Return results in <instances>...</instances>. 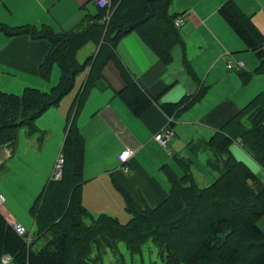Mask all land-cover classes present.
I'll return each instance as SVG.
<instances>
[{
    "label": "trees",
    "instance_id": "1",
    "mask_svg": "<svg viewBox=\"0 0 264 264\" xmlns=\"http://www.w3.org/2000/svg\"><path fill=\"white\" fill-rule=\"evenodd\" d=\"M110 1L107 24L101 22L106 11L99 9L93 15L86 13L75 28L60 33L45 26L0 24V32L8 36L29 35L51 43L39 76L48 80L54 63L60 69L59 81L48 92L30 87L24 88L20 95L0 92V146L13 152L21 127H26L28 134L37 132L35 120L71 91L75 76L84 67L89 66L88 81H91L106 62L113 60L127 77L114 55L115 45L133 30L140 32L163 63H171L172 48L182 43V35L173 22L186 13L171 14L169 7L173 0ZM217 12L241 39L245 50L252 51L258 59L254 71L241 72V77L247 82L253 75L264 74V35L234 0H224ZM88 43H94L96 51L81 64L76 55ZM86 89L84 85L72 105V118L69 116L65 125L60 152L64 158L61 179L49 180L29 208L37 237L49 234L50 239L40 250L33 251L34 240L27 245L17 236L0 209V257L8 254L18 264H102L105 252L113 251L118 242L125 243L133 252L151 240L165 264H264V232L258 226L264 217V183L231 152L233 143L239 140L264 170V93L240 108L207 141L206 147L214 155L210 165L218 172L207 186L198 187L190 161L175 158L177 169L162 167L168 182L163 202L149 208L137 204L113 179L131 215L130 221L123 225L106 214L93 217L82 204L83 139L74 115L82 105ZM142 92L137 85L127 82L120 96L127 105L137 106L141 105ZM202 94L198 92L186 100L185 108ZM245 117L250 122L248 129L244 127ZM168 127L172 129L171 124Z\"/></svg>",
    "mask_w": 264,
    "mask_h": 264
},
{
    "label": "crops",
    "instance_id": "2",
    "mask_svg": "<svg viewBox=\"0 0 264 264\" xmlns=\"http://www.w3.org/2000/svg\"><path fill=\"white\" fill-rule=\"evenodd\" d=\"M4 1L0 0V24L8 27L45 26L55 33L75 28L77 20L74 13L79 14L80 10L82 13L86 10L93 14L95 11L92 9L91 0H68L69 4L59 13L64 19L59 20L54 14H50L49 9L61 0H19L21 7L18 10L12 8L9 0ZM187 1L191 5L180 12L186 13L184 24L179 28L182 43L172 48L171 63H163L151 46L143 40L140 32L133 30L119 39L115 45L114 55L126 70L127 77L121 74L120 67L115 61L109 60L96 78L88 81L90 68L86 66L78 73L79 76H83L78 91L74 95L70 94L75 87L74 80L73 88L67 96L61 98L56 106L47 109L41 117L39 116L40 118L38 117L39 119L37 118L38 120L36 119L39 128L46 132L42 135L47 134V137L53 140L48 154L46 150L41 151L40 146L44 144L43 137L30 139L31 134L27 132L25 137L18 134L13 152L7 150L6 146H0V193L5 197L4 204L18 220L24 222L11 204L25 203V207L31 206L43 186L51 180L57 151L61 139L65 137L67 119L69 116L72 118V105L84 85L87 86L86 96L76 114L74 112V118L83 139L82 171L85 181L81 187V200L89 213L94 215L105 213L113 217L118 215V207L127 212L124 197L115 187L113 179L133 197L137 204L149 208L161 204L168 190V182L164 184L158 174H153L154 172L149 168L152 163L156 167L155 173L162 171L166 177L162 170L164 165L171 166L172 162L171 167L177 169L175 158L186 159L191 162L190 171L196 181L195 173L201 170L197 167L195 158L173 151L178 137L175 125L178 123L177 117L194 110L196 106L206 111L203 115L201 110L195 109L197 115L203 118L202 121H194V124L202 125L201 128L208 138L194 147L208 149L206 143L214 131L225 127L237 114L241 104L235 97L224 102H216L218 98L214 85L223 81V78H220L223 68L216 67V60L213 62L203 59L207 58L209 48H214L219 43V36L226 37L230 31L234 32L217 12L224 0ZM234 2L264 35V0H234ZM171 6L172 3L169 7L171 14H180L172 10ZM14 13L23 15V20L16 22L13 19ZM197 32L202 33L201 37H206L205 42H202L206 49L194 54L189 50L186 39L190 34ZM209 40L212 45L206 44L210 43ZM50 49L51 43L46 39H34L29 35L8 36L0 32V92L20 95L23 89L28 87L44 92L54 87L60 77V69L56 63L51 67L48 80L39 76L40 65ZM85 49V53L80 55V51ZM95 51V44L88 43L77 52V60L80 63L81 59L78 56L85 57ZM198 54L203 59L202 63L193 60ZM223 56L217 62H223ZM52 79L55 85H52ZM127 82L134 83L137 89L143 91L141 105L129 106L121 98L120 91L125 88ZM198 92H203L199 100L185 108L186 100L193 98ZM208 94L213 96L211 101L202 105ZM179 123L189 122L181 120ZM167 124L172 125L174 137L168 149H163L153 138ZM187 127L192 125L188 124ZM129 141L133 143L131 147L135 150H133L134 156L125 163L129 168V173L125 174L121 170L124 165L120 164L118 156L123 150L129 149ZM191 151L193 154V148ZM231 152L236 160L243 162L254 173L259 172L257 163L242 148L239 140L233 143ZM15 154L25 156L26 164L38 168L39 163L41 168L30 182V191L25 197L18 193L14 183L10 186L5 184L7 174L3 171V167ZM30 156H34V159ZM4 204L0 209L6 213V220L9 221V211ZM258 226L264 232V217L259 220Z\"/></svg>",
    "mask_w": 264,
    "mask_h": 264
},
{
    "label": "rangeland",
    "instance_id": "3",
    "mask_svg": "<svg viewBox=\"0 0 264 264\" xmlns=\"http://www.w3.org/2000/svg\"><path fill=\"white\" fill-rule=\"evenodd\" d=\"M2 1L5 2L4 0H2ZM9 1L11 2L12 8L14 10L20 9L21 3L19 2V0H9ZM91 3H92L91 4L92 9L95 10L93 14H96L97 9L94 7L92 0H91ZM68 4H69L68 0H61V1L57 2L56 4H54L49 9V12H50V14H54V16H56V18H58L59 20H62V19H64V17L60 16L59 13H60L61 9H63ZM189 5H191V4L187 0H173L171 9L174 10L175 12L180 13L184 9H186L187 6H189ZM86 13H89V12H86V10H83V13H82V10H80L79 14H77V13L73 14L74 16H76V20H77L76 25L77 26L81 23L84 15ZM89 14H91V13H89ZM22 18H23V15L21 16V15H18L17 13H14L13 19L16 22L22 21L23 20ZM76 25L74 27H76ZM201 35H202L201 32H197L195 34L192 33L186 39L187 46H188L189 50H191L194 54L202 51L203 49H206L203 47V44H202V42L203 43L205 42L206 37H204V36L201 37ZM218 41H219V43L214 48H209L207 58H205V57L203 58V59H207L208 61H213V62H214V60H216L215 61V64H217L216 67L219 69L223 68L222 69L223 74L220 76V78H223V81L218 85H214V90L216 91V94H217L216 98H218V100L216 102H224L227 99L231 100L233 97H235L237 99V101L241 104L240 108H243L256 95H258L260 93H264V74L253 75L252 78L246 82L241 77V72H253L254 69L258 66V59L254 55V53L250 50H245L244 44L242 43L241 39L232 31H230L229 35L226 37L219 36ZM206 44L212 45L211 41H210V43H206ZM85 51H86V49L81 50L79 54L83 55V53H85ZM222 55H224L223 56L224 57L223 62L222 61L217 62V60ZM88 56L89 55L87 54L85 57H88ZM85 57L84 56H78V58H80L82 60V61L80 60V63H83ZM203 59L199 54L197 56L195 55V57H193V60L195 62H198V63H200V62L202 63ZM227 60L231 61L233 63L242 62L244 65L243 70L241 69L239 72L227 71L225 68ZM82 79H83V76L78 75L77 77H75V87L70 92V94L74 95L78 91V89L82 83ZM51 81H52V85L56 84V83L55 84L53 83V79ZM67 94L64 95L62 97V99L65 98L67 96ZM212 97H213L212 94H208L204 98L202 105L208 104L211 101ZM188 100H190V99H187V101ZM197 108H198V110H201L203 115L206 114L205 110H203L200 106H196L194 108V110L188 111L182 115L180 114L177 117L178 123H179V121L181 122V120H183L184 122H189V123H186V124L176 123L175 124L178 137L176 138L177 143H176V147L173 149V151L176 152L177 154L180 153L183 156L195 158L197 167L201 170V172L195 173V177L197 178L196 183H197L198 187H205L208 185V183L210 184V182L218 176V173H217L216 169H214L209 163V161L214 162V157H213L214 155L212 154V152L206 148H197L196 149L194 147L196 145H199L202 141H204V139L206 140L208 138L207 136H205L204 129L201 128L202 125L196 126L194 124V121H200L203 118V116L197 115L196 110H195ZM37 120L35 122L37 132L31 134L30 135L31 137H29V138L30 139L34 138L36 140L40 136H42L44 144L40 146L41 151L46 150V152L48 154L49 151L51 150V143L53 142V140L51 139V137L48 138L47 134H46V136L42 135V133H46V132H44L43 130H41L39 128V126L37 124ZM243 122H244V127L246 129L250 128V122L248 121V118L245 117ZM188 124H191L192 127H187ZM185 127H187V128H185ZM26 132L28 133L27 128L21 127L18 131V134L23 135L25 137ZM63 139H64V137H63ZM63 139H61L60 147H59V150L57 151V155L55 158V163L53 165L51 175H52L53 170L55 168L57 158H58V156H60V152H61L60 148H61ZM131 145H133V143L129 141V145H128L129 149L135 150V148L131 147ZM192 148H193V152H194L193 154L191 153ZM155 152H156V150H155ZM232 152H233V150H232ZM144 154H145V152H144ZM30 158L34 159V156H30ZM172 165H173V163L171 162V166ZM258 167H259V165H258ZM149 168L152 170V172H154L153 174H158L160 176V179L162 180V182L164 184L167 183V179L164 176L162 171H158V173H155V168H156L155 164L152 163V165H150ZM40 169L41 168L39 166V163H38V168L30 166L29 164H26V157L25 156H23L22 154H18V155L15 154L14 157L10 161H7L3 167V171L7 174L5 176L6 177L5 184L10 186L12 183H14V187L16 188V190L18 191V193L21 196H24V197L28 196L29 191H30L29 190V184L32 181V179L34 178L35 173H39ZM258 170H259V172L257 173V175L259 176L261 181L264 183V170L261 169L260 167ZM30 187H31V185H30ZM0 189H1V186H0ZM81 192H82V189H81ZM18 200H20V199H18ZM4 206L9 211L8 223H11L12 221L16 220V222L21 224L26 229L27 232H30L32 240H34L32 245H31V249L35 252L40 250V248L44 244H46L47 241L50 239V235L49 234H45V235L43 234V235L37 237L36 225L33 222L31 214L28 212L30 205H28V207L26 205V207H25V203L24 204H21V203H12L11 204V206L15 208L17 213L22 218V221H24L23 223L20 220H18L17 217L14 216L13 212L7 207V205L4 204ZM117 212H118V215L113 216V217H115L118 220V222L125 225L130 221L131 217L128 214V212H125L123 209L120 210L119 207L117 209ZM90 214L93 217H97L99 215V214L94 215L91 212H90ZM85 223L90 224V221L85 220ZM4 255H6V254H4ZM4 255H2L0 257V260ZM0 264H1V261H0ZM8 264H18V263L15 260H12ZM102 264H165V263H163L161 260L159 248H157L151 242V240H149V241L142 243L140 245L139 249L137 251H133V252L129 251L127 249L125 243L118 242L116 244V248L113 251L107 250L105 252V254L103 255V263Z\"/></svg>",
    "mask_w": 264,
    "mask_h": 264
},
{
    "label": "built area",
    "instance_id": "4",
    "mask_svg": "<svg viewBox=\"0 0 264 264\" xmlns=\"http://www.w3.org/2000/svg\"><path fill=\"white\" fill-rule=\"evenodd\" d=\"M93 5L96 9L99 10H104L106 11V14L102 16L101 22L104 24H107L109 22L110 18V13L108 14L107 11L111 5L110 0H92ZM174 26L176 28H180L184 24V16H178L176 19H174ZM243 63L242 62H237L233 63L231 61L226 62L225 68L227 71H235L239 72L241 69L243 70ZM174 137V132L171 128L168 127V124L158 131L155 135L153 140L163 149H168V146L171 142V140ZM134 156V151L131 149H125L123 150L120 155L118 156L120 164H123L122 166V171L123 173L127 174L129 173V168L128 166L125 165L132 157ZM63 164H64V158L62 155L58 156L55 168L53 170L51 180L53 181H58L61 179L62 176V169H63ZM5 202V197L0 193V208L3 206ZM9 225L12 227L14 232L16 233L17 236L21 237L24 242L29 245L32 241V237L30 232H27L26 229L19 223L12 221L9 223ZM13 260L12 256L6 254L1 258V264H8Z\"/></svg>",
    "mask_w": 264,
    "mask_h": 264
}]
</instances>
